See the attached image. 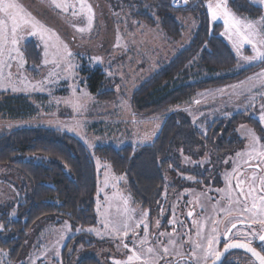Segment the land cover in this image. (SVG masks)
Wrapping results in <instances>:
<instances>
[{"label":"rangeland","instance_id":"1","mask_svg":"<svg viewBox=\"0 0 264 264\" xmlns=\"http://www.w3.org/2000/svg\"><path fill=\"white\" fill-rule=\"evenodd\" d=\"M248 1L255 6L264 8V5L254 2V0ZM17 2L21 4L25 11L45 27L55 32L67 44L69 51L72 53L70 61L74 65L71 70L73 75L70 79L56 78L58 80L56 85H48L47 88L52 89L51 95H49L47 88L44 91H32L31 89L13 91L11 88H0V93L3 94L26 96L33 111L30 115L10 120L0 115V133L20 127H46L66 132L82 142L92 157L97 175L94 196L96 224L91 227L71 229L66 221L61 222L59 225L50 224L45 220L40 221L28 232L27 240L16 260H10L8 252L0 249V264H32L33 261L35 264H64L65 255L68 259L67 264H75L80 259L88 257L96 260L97 264H113V260L126 259V255L130 253L122 247L119 239H114L105 233L100 221L105 218H112L116 214L117 208L123 207L122 198L128 199V208L135 210L133 212L134 218H138L142 210L129 194L123 175L114 174L106 163L93 156L92 150L97 146L121 148L125 145L133 147L149 145L157 136L164 117L172 112L186 113L191 122L200 131H204V128L198 126L200 122L227 117L235 112L248 111L246 115L259 124V130L257 131L247 120L237 125L235 132L241 141V147L235 153L223 157L219 160V164L215 165L220 168L221 184L214 187L203 185H200V187L195 185L187 187L195 184L196 180H202V178L191 174L175 173L171 178L172 186L176 182L178 185V181L181 180V185L186 187L175 188L173 191L163 189L160 201L148 218L149 231L153 236L158 231H172V226L169 225L168 221L173 218V205H176V218L185 222V226L179 228L181 233L188 231L187 229L192 226L193 219L204 220L206 216L212 215V205L219 199V194L215 189L225 187L224 174L231 172L233 168L231 160L228 164H224L223 160L229 157L235 158L237 152L247 150L249 144L248 129L254 131L256 136L260 138V143L264 144V122L260 121L261 104L264 103V98L259 95L260 92L264 91V88L256 81L251 92L244 91L242 95H237L242 90L231 87L232 85H239L242 81H247L248 77L255 78L257 73L264 71V68L239 82L200 91L186 103L170 106L158 115L139 118L134 115L130 104L133 92L155 71L165 65L170 58L187 46L196 26V21L192 16H178L176 18L182 27V33L178 40H171L158 27H148L134 18V14L139 10V7L145 8L141 5L142 0H86L91 5L94 15L91 29L81 33L77 29L86 28L87 19L84 16L73 17L71 8L68 12H62L48 2L42 3L41 0H17ZM212 2L215 4L218 0H212ZM68 3H75V0H68ZM207 5L208 0L205 1L204 7L210 23H220L222 25L219 36L229 46L236 59V65L228 73H237L259 64L261 61L248 63L237 55L232 40L229 39L227 34L222 35V33H225L223 19L213 20ZM76 7L78 9L79 5L77 4ZM234 14L247 20H258L262 16L250 18ZM29 40L35 43L39 54L38 65L32 68L33 73L28 72L31 67L27 63L25 64V74L31 82H34L41 78L39 75L41 69L46 74L51 65L44 67L42 64L44 58L43 43L39 37L26 36L22 41V47ZM117 43H119V47H116ZM241 52L243 55L253 54L251 47L246 44L242 46ZM95 68H100L105 73V90H111L114 95L110 101L98 102L87 90L86 75H83L82 71ZM5 71H12L15 74V63L13 62L11 69ZM207 76L208 72L198 65L197 59H194L193 64H189L182 71L177 78V82L179 84L192 83ZM73 86L76 88L77 97L81 98L80 102L84 104V108L79 112L74 111L69 104L63 102L57 104L53 99L54 97L61 100L72 98ZM18 87L22 88L23 86L18 85ZM247 87L249 85L245 84V88ZM221 89L224 91L221 92ZM83 93H87V96H82ZM250 96L256 97L251 105L249 104ZM50 101L52 103H49ZM196 101H200V103ZM57 122H61L64 126H60ZM242 125L244 127H241ZM69 126L75 127L76 130L70 131ZM146 135L150 136V139L141 143L142 138ZM89 143L93 146L89 147ZM178 156L180 157L181 167L189 171L193 167L210 171L214 164L213 161L216 162L217 160L213 159L214 157L207 150L202 152L197 159L190 157L191 162L184 161L186 155L183 154L182 156L181 151L178 152ZM106 175L108 177L107 187L104 186ZM188 176L194 177V180L186 179ZM120 177H123V179H119ZM234 184L235 181H233ZM203 192H207V195L213 199L211 201L205 199L200 195ZM117 193L118 195H116ZM29 195V182L15 169L1 165L0 216L6 213L8 219H16V206L24 197ZM114 195L115 199H112ZM106 196L110 198L108 201L105 200ZM197 196H200L199 204H203L207 212L199 204L189 203V201H194ZM98 202L100 204L99 213L97 211ZM110 204L111 207H109ZM161 207L164 209L162 215L160 213ZM189 210L194 212L192 218H188L186 215ZM221 216H218L217 219ZM157 218L161 222L159 230L155 228ZM65 224L69 227L66 228ZM210 227L211 223L209 221L204 226L205 234L210 231ZM219 227L222 232L224 225L221 224ZM89 228L99 229L101 234L97 235L95 232L87 231ZM77 229H80V231H77ZM137 231L143 235L142 227ZM192 232L193 239H195L194 228H192ZM61 235H63V239H60ZM73 237H75L74 241L68 245V241ZM183 238L187 237L184 236ZM81 241L82 243H80ZM123 242L128 243L131 247V233L129 238ZM77 243L78 245H76ZM118 245L120 246L118 247ZM57 252L59 255H56Z\"/></svg>","mask_w":264,"mask_h":264},{"label":"trees","instance_id":"2","mask_svg":"<svg viewBox=\"0 0 264 264\" xmlns=\"http://www.w3.org/2000/svg\"><path fill=\"white\" fill-rule=\"evenodd\" d=\"M205 1L195 0L184 8H175L171 6V0H142L141 5L145 8L139 7L134 18L148 27H158L171 40H178L182 33V27L176 20L178 16H192L196 26L187 46L133 92L130 104L136 117L158 115L170 106L186 103L200 91L239 82L264 68V62H260L237 73H228L236 65V59L219 36L222 25L210 23ZM227 5L240 16L257 18L264 15V8L248 0H227ZM22 50L26 63L31 67L28 72L33 73L32 68L39 62L38 49L29 40ZM194 59L208 72V76L192 83L179 84L177 78L189 64H193ZM82 74L86 75L87 90L95 100L107 102L113 99V92L105 90L106 77L102 69H84ZM32 112L26 96L0 93V115L4 118H21ZM247 112H235L227 117L200 122L198 126L204 131H200L186 113L172 112L164 117L151 144L125 145L121 148L97 146L92 154L106 163L114 174L123 175L133 200L151 216L163 189L173 191L186 187L181 185V180L178 185L176 182V186H172L171 178L177 172L202 178L187 187L221 184L220 168L215 165L241 147L235 132L237 125L247 120L259 130V124L248 117ZM181 149L184 155L193 159L207 150L217 160L213 161L210 171L200 167H193L189 171L181 167L178 156ZM1 165L18 171L30 185V195L16 206V219H8L6 213L0 216V223L4 226L0 231V249L8 252L10 260L18 258L28 232L40 221L45 220L53 225L66 221L71 229L96 224L94 196L97 175L89 151L76 137L46 127L5 130L0 133ZM74 239L71 238L68 245ZM64 259V264H67L66 255ZM75 264H97V261L88 257Z\"/></svg>","mask_w":264,"mask_h":264},{"label":"snow or ice","instance_id":"3","mask_svg":"<svg viewBox=\"0 0 264 264\" xmlns=\"http://www.w3.org/2000/svg\"><path fill=\"white\" fill-rule=\"evenodd\" d=\"M41 2H48L62 12H68L71 8L73 17L84 16L87 19V27L78 28L77 31L84 33L91 29L94 14L91 5L86 0H75V3L72 4H69L68 0H41ZM254 2L264 5V0H254ZM184 3L187 4L188 0H184ZM77 4L79 5L78 9ZM207 7L213 20L223 19L225 33L222 35H228L237 55L242 60L248 63L264 62V15L258 20L241 19L228 9L227 0H218L215 4L212 0H208ZM26 36L39 37L43 43L44 58L42 64L44 67L51 65L46 74L41 69L39 73L41 78L34 82H31L25 74L26 59L22 50V41ZM245 44L251 47L252 55L242 54L241 48ZM119 46L117 43L116 47ZM71 56L72 53L67 44L55 32L25 11L17 0H0V88H11L13 91H27L29 89L44 91L48 85L58 83L56 78L70 79L72 77L71 70L74 65L70 61ZM13 62L16 73L6 72V69L13 67ZM256 81L264 88V71L257 73L255 78L248 77L247 81H242L239 85H232L231 87L241 89L242 91L237 95H242L244 91L251 92ZM245 84H248L249 87L245 88ZM18 85L23 87H18ZM47 90L51 95L52 89L47 88ZM220 91L223 92L224 90L221 89ZM259 95L264 98V91L260 92ZM82 96H87V93H83ZM255 98V96L249 97L250 105L255 101ZM53 99L57 104L61 102L69 104L76 112L84 108V104L80 102L81 98L76 95L74 86L72 98L61 100L54 97ZM196 102L200 103V101ZM261 112L260 121L264 122V103L261 104ZM57 123L64 126L61 122ZM69 130L75 131L76 128L69 126ZM247 137L249 144L246 151L237 152L235 158L229 157L223 160L224 164H228L231 160L233 168L231 172L224 174L225 187L215 189L219 194V199L212 205L213 214L206 216L204 220L193 219L192 226L187 232L178 231L177 226L183 228L185 222L176 218V205H173V218L168 221L169 225L172 226V231H158L153 236L149 231V212L142 210L139 217L134 218L133 212L135 210L129 209L128 199L122 198L123 207H118L112 218H105L100 221L105 233L114 239H119L122 247L130 253L126 255L124 260H113V264H217L223 254L216 247L221 235L227 241L224 244V252L231 248L244 249L251 254V257L255 258L252 264L255 262L264 264V144L260 143V138L251 129H248ZM148 139L150 136L146 135L142 138L141 143ZM92 146L89 143V147ZM180 151L183 156V150ZM184 161L191 162L190 157L184 156ZM119 179H123V177ZM186 179L194 180V177L188 176ZM233 181H235L234 185ZM104 186H108L107 175ZM200 195L208 201L213 199L207 195V192ZM109 199V197H105L106 201ZM112 199H115V195ZM199 199L200 196H197L194 201H189V203L199 204ZM199 206L207 212L203 204H199ZM99 209L100 204L98 202V213ZM163 212L164 209L161 207V215ZM186 215L188 218H192L194 212L189 210ZM218 216L221 218L217 219ZM209 221L211 223L210 231L205 234L204 226ZM221 224L224 225L223 232L219 227ZM238 224L243 225L245 230H239ZM254 225H258V228L253 227ZM65 227L68 228L69 226L65 224ZM141 227L143 235L137 231ZM3 228L4 226L0 224V230ZM155 228L157 230L161 228L159 218L155 221ZM192 228L195 229V239H193ZM234 229L236 231H233ZM87 231L95 232L97 235L101 234L100 230L96 228H89ZM130 233L131 247L128 243L123 242L129 238ZM184 236L187 237V241L183 239ZM63 238L61 235L60 239ZM254 241H259L260 250L253 246ZM185 243L190 246L187 252L184 249ZM56 255L59 253L57 252ZM32 264L35 262L33 261Z\"/></svg>","mask_w":264,"mask_h":264},{"label":"flooded vegetation","instance_id":"4","mask_svg":"<svg viewBox=\"0 0 264 264\" xmlns=\"http://www.w3.org/2000/svg\"><path fill=\"white\" fill-rule=\"evenodd\" d=\"M177 227H178V231H179V226H177ZM253 227H257L258 228V225H254ZM237 228L239 230H242V231L245 230L243 225H239L238 224ZM233 231H236V230L234 229ZM183 239L185 241H187V238H183ZM226 242L227 241L221 235L220 239H219V242L216 245L217 249L219 251H221L222 248L224 247V244ZM258 245H259V241H254L253 246H256L257 250H260ZM189 248H190L189 245L187 243H185L184 249H185L186 252L189 251ZM252 262H254V261L248 255H246L245 253H243L241 251L233 250V251H230V252L226 253L223 256V258H222V260L220 261L219 264H252Z\"/></svg>","mask_w":264,"mask_h":264},{"label":"water","instance_id":"5","mask_svg":"<svg viewBox=\"0 0 264 264\" xmlns=\"http://www.w3.org/2000/svg\"><path fill=\"white\" fill-rule=\"evenodd\" d=\"M185 6H186V4H185L184 2L181 3V5H180L181 8H184ZM233 250L241 251V252L245 253L246 255H248L253 261H255V258H254V257H251V254H250V253H247L244 249L231 248V249H229L227 252H224V247H223L222 250H221V252H222L223 254H222V256H221V259L217 262V264L220 263V261L222 260L223 256H224L226 253H228V252H230V251H233ZM255 264H258V262H255Z\"/></svg>","mask_w":264,"mask_h":264},{"label":"built area","instance_id":"6","mask_svg":"<svg viewBox=\"0 0 264 264\" xmlns=\"http://www.w3.org/2000/svg\"><path fill=\"white\" fill-rule=\"evenodd\" d=\"M193 1H195V0H188V3H191ZM183 2H184V0H171V6L175 7V8H178V7H180L181 3H183Z\"/></svg>","mask_w":264,"mask_h":264}]
</instances>
